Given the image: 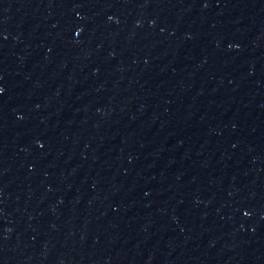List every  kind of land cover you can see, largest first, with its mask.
Masks as SVG:
<instances>
[{
	"label": "water",
	"instance_id": "obj_1",
	"mask_svg": "<svg viewBox=\"0 0 264 264\" xmlns=\"http://www.w3.org/2000/svg\"><path fill=\"white\" fill-rule=\"evenodd\" d=\"M130 0H0V264H108Z\"/></svg>",
	"mask_w": 264,
	"mask_h": 264
}]
</instances>
